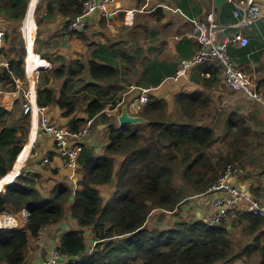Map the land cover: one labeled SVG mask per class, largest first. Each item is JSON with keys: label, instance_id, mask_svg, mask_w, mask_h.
Here are the masks:
<instances>
[{"label": "trees", "instance_id": "obj_1", "mask_svg": "<svg viewBox=\"0 0 264 264\" xmlns=\"http://www.w3.org/2000/svg\"><path fill=\"white\" fill-rule=\"evenodd\" d=\"M85 1L46 0L44 5L40 3L37 12L45 9L46 17L59 14L66 20L60 31L70 36L79 35L87 46L93 43L90 34L87 33L88 22L85 28L71 32L66 30L68 23L83 12ZM116 1L113 0L109 4L113 14L108 16L98 13L101 20L105 21L118 14ZM28 2L29 0H6L0 10L9 19L20 22L25 16ZM174 3V7H170V4L164 2V7L152 12L153 20H149L146 24L139 21L137 27L145 26L149 29L161 26L162 21L168 18L166 17L168 14H173L175 8L181 9L190 19L207 23L209 10L199 18L204 8L200 2L176 0ZM220 9L219 18L222 23L236 22L231 4L225 3ZM44 21L43 17L38 18L40 28ZM263 21L254 24V31L251 34L247 31L251 28L245 29L247 31H244L245 34L251 39L249 46L240 48L235 43L229 45V54L239 67L249 61L247 55L255 50V45L264 46L262 39L256 40V43L253 41L254 34L257 36L261 31L264 32ZM185 22L190 24L193 31H185L177 37L176 49L180 57L191 60L201 46L199 41L201 30L195 22L190 23L187 20ZM225 30L228 35L233 36L240 28L228 27ZM16 33L17 29H14L11 35L15 34L13 51L16 52L17 49L16 57L19 58L6 57L10 61V66L4 68L9 71L2 72L3 79L11 73V70L13 71L14 65L17 67L23 63L24 50L20 52L19 48L15 47L18 46L15 41H18ZM194 33L196 40L192 36ZM51 39L52 37L46 43L52 44ZM217 39L219 40L218 35ZM36 42L39 44L40 37L37 36ZM107 45L113 48V56L118 58L119 63L121 59L132 60L129 57L131 52L126 46L127 42H110ZM36 50L39 51L37 46ZM136 50L137 48L133 52ZM44 56L50 59L48 54L45 53ZM110 58V62H101L93 56L86 60L85 57L65 59L67 62H62L61 65L53 68V73L58 78L68 76L72 79L79 76L77 79L80 82H87L86 89L85 87L77 89V92L83 94L82 97H71L63 93L57 98L55 89L39 86V105L57 103L60 107L66 108L64 116H71L77 110V100L81 98L87 103L86 111L88 117L94 119L93 123L97 124L99 121L108 123V143L104 154L91 156L82 164L79 162L82 174L78 183L83 185L82 190L73 191L69 186L59 184L49 194H44L37 188L38 173L29 177L20 174L17 176L18 181L17 179L14 181V177L19 172H15L14 169L20 170L30 154L28 147H24L16 166L9 170L24 142L18 131L25 129L26 126L19 127L16 122L8 124V117L12 111L0 106V125L3 127L0 132V149L6 150L8 154L0 156V178L10 176L12 177L10 180L14 181L6 187V183L0 185V191L5 187V191L0 192V212L19 211L23 208H28L30 211L24 227L0 229V264L2 262L22 264L29 235L37 236L44 225L59 223L65 216L66 206L72 200L69 210L73 218L77 220L80 228H93L97 244L93 253L77 263L69 264H248L240 262L241 258L246 257L251 260L257 255L259 261L256 264H264V218H259V215L249 212L242 214L244 218H249L250 225L245 226L248 229H241L251 238L239 252L235 251L232 245L234 240L227 234L229 228L225 221L223 225L210 226L203 219L184 218L166 228L147 227L148 215L152 210L160 208L163 212H174L187 201L186 198L207 193L219 175L233 161L223 156L216 157V154L212 153L211 148L216 143L215 129L208 125L199 126L196 122L198 113L208 110L210 106L207 105L208 99L181 90L174 96L177 114L172 116L173 112L168 110L169 102L166 97L156 93L154 87L159 86L167 75L176 74L180 66L175 60L148 58L142 64V80L136 84L141 87H153L148 94V103L139 111V115L148 120L146 123L118 125L116 117L113 121L105 110L107 104L114 109L118 99L114 102L108 100L109 104L106 98L114 92L117 94L121 86L116 82L119 72L117 64L115 65L112 57ZM134 62L136 63V60ZM193 68L196 76H204L202 82L206 86L220 79V71L215 63L202 62ZM241 70L245 76H248L244 69ZM86 71L89 80L82 77ZM257 87L264 91V76L259 78ZM26 119L27 116L22 117L23 122ZM86 120L77 118L71 122V128L78 129L85 126ZM50 140L60 152L59 145L52 138ZM63 159L68 161L69 157L64 155ZM79 161H81L80 156ZM180 172L183 182L177 177ZM113 182L116 188L112 196L105 199L99 186L110 185ZM187 187L192 188L193 195H189ZM60 246L66 256L78 257L87 246L84 231L73 230L65 233Z\"/></svg>", "mask_w": 264, "mask_h": 264}, {"label": "crops", "instance_id": "obj_2", "mask_svg": "<svg viewBox=\"0 0 264 264\" xmlns=\"http://www.w3.org/2000/svg\"><path fill=\"white\" fill-rule=\"evenodd\" d=\"M171 1H176V0H156L155 3H151V5L146 9V11H143L141 7V3H143L144 0H117L115 6L118 7L119 12L110 19L103 21L101 20V18H99L100 17L99 14L91 15L88 20V30H87V33L90 34V40L93 41V43L90 44V46L92 45L91 48L88 47L89 45L86 46L84 44V41H82L83 39L81 37L80 39L78 36L73 37L75 35H71V36L64 35L65 33L60 31V29L62 26L65 25L66 20H64V18L57 13L52 15L51 18L44 21L41 28H39V31L41 30L40 33L38 32L39 33L38 37H40V42L38 44L39 52L41 54H45V53L48 54L50 56V61L52 62L49 61L50 65H47L49 68H44L46 66L39 68L40 71L37 74L38 76L37 87L38 88L39 86L53 87L55 80L62 78V80H57L58 83L59 81H63L64 83L61 85L59 84V87H57L59 93L57 91L56 97L60 98L63 93L68 95L69 94L67 87L68 83L72 81L74 78L70 79L68 76L58 78L53 73L54 67L61 65L62 62H67L65 59L70 60L74 58L85 57L86 60L93 56V57H97L101 62H110L111 59L110 57H112L113 63L115 65L116 64L118 65L119 60L117 57L114 58L113 56L114 52L112 51L113 48L107 45V43L110 42H127L126 46L129 48L131 52V56L129 57L132 58V60L129 59L130 61H124L123 59H121V64H120L126 69L124 74L122 75L126 76L129 79V80L124 79V81L130 83L125 87L130 85L138 86L136 82L142 80V73H143L142 64L145 63V61L148 58H153L157 60H169V61L175 60L176 62H178L179 65L180 64L179 62L184 58L180 57L177 52L176 49L177 37L182 35L185 31L188 30L193 31V28L190 26V24H187L185 22L186 20L183 18L182 15L173 12V14L171 15L168 14V16H166L168 18L162 21V24H160L161 26H154L152 32L154 37L153 39H150L151 42H149V39L146 38V36H148V33L152 28L146 29L145 26L137 27V23L139 21L142 24H146L148 23L149 20L153 19L152 17H148V13H152L153 12L152 10L158 7L157 2L169 3ZM208 2L209 0H203L202 3L200 1L201 4H204V8L203 11L200 13L199 18H202L205 12L208 10L207 8ZM5 3L6 0H0V9ZM128 9L134 10L133 24L130 23L128 24L126 22ZM179 10L180 13L183 12L181 9ZM220 11L221 9H219V14ZM35 13H36V7L33 13V18L36 23ZM129 18H130V22H132L131 20L132 16L130 17V14H129ZM186 18H188V16H186ZM20 24L21 22L14 21L6 17L0 10V31L3 33V40L2 43L0 44V49H4V50L11 49L12 53L11 56L9 57L15 56L17 53V49L16 52L13 51L15 36L11 35V33L14 29H17L18 31L16 34L17 36H19L20 35L19 30L21 27ZM252 29H250V34L252 31H254V28ZM256 31L258 32L257 28ZM260 31L261 29H259V32ZM58 32L59 34H57ZM8 34H10V36H8ZM98 35H103L106 39V42L105 41L100 42V40L97 38ZM254 35H255V39L253 40L254 43H256V40H261V37L264 38L263 31L260 32L259 34L260 37L258 34L257 36L256 34ZM192 36L196 40V33H194V35ZM51 37H52L51 42L53 41V43L47 44L46 41ZM64 38H66V40L69 39L70 43L67 42V45H64V43H59V42H63ZM34 41H35V37H34ZM137 42H139L138 47H137ZM41 43H44V45L39 47ZM27 46L29 53L28 42H27ZM46 46L50 47L49 48L50 51L47 50L45 51ZM79 46L81 47L79 48ZM103 46H105L104 49H102ZM136 48L137 50L133 52V50H135ZM32 49L34 50V44ZM142 49H145V51L143 52ZM65 51H69V52H65ZM255 54H258V56ZM38 55L40 54L38 53ZM150 55H152V57H150ZM247 57L249 58V61L243 63L242 64L243 67L246 68L249 74L256 67H258L262 73L261 77H263L264 47L261 44L255 45V50L253 49V51L250 54H248ZM59 60L61 61V63H58L60 62ZM134 60H136V63L134 62ZM14 67H15L14 68L15 72L13 74V71L11 70L10 73L11 76L9 75L10 79L0 78V81H2L3 84L7 83L8 80H10L12 84H14V90L7 91L6 92L7 94H5V97L9 103H3V105L7 109H12V107L15 105L16 100H19V92L16 89L17 87H20L21 84L16 81L18 77H23L21 76V74H23V69L20 68L21 65H18L17 67L14 65ZM131 69H133V72L134 71L138 72L136 73L137 75L136 78H129L131 74L130 73ZM86 73L88 72L86 71ZM194 74H195V79H194ZM168 76L170 78H168ZM171 76L172 75H167L163 79L162 83L159 86L155 87L156 93L165 96L169 102V106H173L174 108L176 106L174 96L181 90L187 91L189 93H196L201 98L209 100V102L207 101V105H210L207 108L208 110L206 112L203 111L199 112L197 115L198 117L196 119V122L199 126L208 125L211 128L215 129L216 143L214 144V147L211 148L212 153H215L216 157L223 156L225 158L232 159L233 167L235 170H234V174L231 176V182L239 186L240 189L250 194L251 196L257 197L260 203L264 204V108H262L260 105L247 98L244 99L240 98L238 94L235 93L232 90V88L225 83L224 77L221 75V73H220V79L212 83L209 82L210 84H208V86H206L202 82L204 80V76H199V75L196 76V73H194V68L190 73H188L186 77L177 79L178 82H175V80ZM207 77L209 79L210 76L208 75ZM250 79L251 81L256 83L255 82L256 79L255 80L252 78ZM72 84L73 83H70V86ZM224 88H226L228 92H224L223 91ZM122 89L124 90L125 88L123 87ZM221 90L223 92H221ZM32 93H33L32 95L33 98H36V92L33 90ZM134 95H135L134 100L138 102L137 95L139 94L137 93V91L129 93L128 88H126L122 98L130 99ZM118 96H121L120 91L118 92ZM36 104H37V99H36ZM127 104L130 106V103L125 100L123 106ZM107 107L108 108H106L105 112L107 113L108 116H112L111 113H109V110H112L110 108L111 105H107ZM86 108H87V103H84V105H82V108L77 107V110L73 115L64 116L63 113L66 110L65 107H60L57 103H52L47 106V111L50 113L54 121L57 122L58 124L69 125L70 121L73 118L87 119L84 122L87 124L88 122L91 121L89 135L86 137L83 147L80 150L81 161L79 162L81 164L91 156L103 155L106 145L108 143L107 140L108 123L106 124L105 122H100V121L97 124H95V122L93 123L94 119L88 117L87 114L88 112L86 111ZM121 109L122 108H120L119 111ZM170 112L176 113L177 111H170ZM129 114L132 115L131 113ZM118 115L119 113L116 114V112H114V116H116V120L118 118ZM117 122L118 125H121L119 123V120ZM32 127H33V122H32ZM44 138L46 140L38 138L32 144L31 153L29 154L28 160L24 163L23 169L26 168L25 170L27 171H33L35 173H38L39 175L40 174L42 175V176L40 175L42 179L39 177V181H37V188L41 190V192L44 194H49L52 191V189L59 184H65L73 189L74 183L71 178V171H70L71 169L70 170L68 169L70 168L68 165V161L63 159V156L60 154V152L55 147L53 141L50 140V138L47 137ZM45 157L48 160V163L46 164L43 163ZM41 162L42 165L40 164ZM81 164H80V169L77 173L78 175L77 181H79V178L81 177L82 174ZM17 175L14 177V181ZM67 176H69V178H67ZM14 181L8 183L10 184L13 183ZM8 183L5 184V187L6 185H8ZM5 187L1 190V192L5 191ZM76 188L77 190H82L83 185L79 182ZM99 189H101L100 191L102 192V195L103 196L105 195L107 199L111 197L113 194L112 193L111 195H108L109 193L106 194L105 192H103L104 186H99ZM215 196H216L215 192L208 193L205 195L201 194L198 196L200 197L199 199L187 201L182 206L180 213L178 214L177 212L175 213V211L177 210L176 209L174 211V214L177 216L179 215L181 216L182 214L181 216L182 218H188L190 220L203 219L206 221L214 211L213 208L211 207V201L213 198H215ZM72 202L73 200L70 201L69 206L72 204ZM234 210L233 213L235 215L237 212L241 211L239 216H235L236 218L239 219L237 225L241 226V228L243 229H248L245 226L250 225V220L249 218H244L242 216V213H248V211L245 209V207L244 208L237 207V209L235 208ZM259 216H260L259 218H264L263 215H259ZM225 224L228 227L230 225L227 222ZM243 229L242 232L244 233ZM73 230H83L86 238L87 237L90 238L91 236L94 237L92 233L93 230H91L90 227L80 228L77 220L73 218L68 208L66 210L64 218H62L59 223L51 224L48 229L47 228L41 229L40 234L37 236L29 235V240L25 248V254L27 257L25 264H39L40 262H44L46 259L51 257L56 245L61 244L62 236L65 233ZM258 233L259 232L257 231L256 234ZM86 242L88 243L89 240H86ZM94 242L96 241L94 240Z\"/></svg>", "mask_w": 264, "mask_h": 264}, {"label": "rangeland", "instance_id": "obj_3", "mask_svg": "<svg viewBox=\"0 0 264 264\" xmlns=\"http://www.w3.org/2000/svg\"><path fill=\"white\" fill-rule=\"evenodd\" d=\"M155 1L156 0H144V2L143 3H141V7H142V9H143V11H146V9L151 5V3H155ZM193 1H195V2H200L201 1V3H202V1L203 0H193ZM241 0H226V1H224V2H222L220 5H219V7H217V5H216V0H209V2H208V10L211 12L212 10H213V8H214V12H215V14H214V19H215V17H216V20H217V22L220 24L219 25V28H218V31H217V35L219 36V41L224 37V36H226V35H228L227 33L228 32H226V30L224 29V27H226V26H228V27H234V28H240V30H239V32H243L244 34H245V32L244 31H246L245 29H247V28H253V26H254V24L256 23H253V24H251V25H249V26H245V27H235V26H229V25H231V24H234V23H237V21H238V19L235 17V14H234V9H235V2H240ZM31 2H32V0H29V2H28V5H27V9H26V13H25V16H24V18L22 19V21H20L21 22V24H20V30H19V33H20V35L19 36H17L18 38V41L17 40H15L16 41V43H18V48H19V50H20V52L21 51H23L24 50V57H23V59H22V64H21V67L20 68H22L23 69V74H21V76H23V77H18L17 78V81L16 82H18V83H20L21 85H20V87H17V91L19 92V100H16V102H15V105L12 107V109H9V110H11L12 112H11V115L8 117V124H12V123H14V122H16V123H18V125H19V127H23V126H26V128L25 129H20L19 131H18V134L19 135H21L22 136V139L24 140V142L22 143V149H21V151L18 153V155L16 156V158H15V160H13L12 161V164H11V168L9 169V170H11L12 168H14L16 165V162H18V160H19V158H20V155H21V152L23 151V149H24V147H30V149H29V153H31V149H32V144L35 142V140H37L38 138L39 139H45L44 138V136H46V135H44V134H42V133H40V127H39V119H38V117H42L43 115H47V116H49L50 117V119L52 120L53 118L51 117V115H50V113L47 111V106H41V105H39V103H38V91H39V88L37 87V80H38V76H37V74H38V72L40 71V69L38 68V70H37V73L35 74V76L34 77H31L30 75H28V72H27V60H26V58H27V53H28V46H27V40H26V36H25V28H24V26H25V22H26V20H27V17H26V15H27V12H28V8H29V5L31 4ZM171 2H173V4L175 5V1H171ZM40 3H43V5H44V3H46V0H38V2H37V5H36V13H35V20H36V24H37V30H36V34H35V41H34V50L36 51V53H39L42 57H44L46 60H47V62H48V64L47 65H50V62H52V61H50V59L48 58V57H46V56H44L43 54H41L39 51H37L36 50V46L38 47V42H36V40H37V36H38V31H39V28H40V25H39V23H38V18H40V17H43L45 20H47V19H49V18H51L52 17V15L50 16V17H46L45 15L47 14L46 12L44 13V11H45V9L44 10H41V11H38L37 12V7L40 5ZM225 3H229V4H231L232 6H233V16H234V18L236 19V22H234V23H229V24H224V23H222L221 21H220V18H219V9H220V7L223 5V4H225ZM157 4H158V7H156L155 9H153L152 11L154 12V11H156L157 10V8H159V7H164V2H157ZM168 4H170V7H174L173 6V4L172 3H168ZM245 4H247V0H246V2H245ZM4 5V4H3ZM203 6H204V4H202ZM248 5V4H247ZM31 6V5H30ZM30 10V9H29ZM174 10V13H179L180 15H182L183 16V18L184 19H186L188 22H190V23H193V22H195V20H193V19H190L189 17L188 18H186V16H185V14H184V12H181L180 13V10L178 9V8H175V9H173ZM151 11V12H152ZM2 13H4V12H2ZM83 13V12H82ZM81 13V14H82ZM80 14V15H81ZM129 14H130V17L132 16V18H131V20H132V22H130V18H129ZM93 15V14H92ZM151 15H152V13H148V17H151ZM28 16V15H27ZM79 16V15H78ZM133 18H134V10L133 9H128L127 10V20H126V22L129 24H133V22H134V20H133ZM151 20H153V19H151ZM150 20V21H151ZM262 20V19H261ZM261 20H259V21H257V22H260L261 23ZM253 30V29H252ZM18 31V30H17ZM247 31H249L250 32V29H247ZM246 31V32H247ZM152 32H153V28L149 31V33H148V36H146V38H148L149 39V42H151L150 41V39H153V34H152ZM162 33V32H161ZM15 35V34H14ZM64 35H66V34H64ZM245 35H247V34H245ZM76 36H78L79 37V35H77V34H75V36H73V37H76ZM248 36V35H247ZM5 38H6V36H5ZM80 38V37H79ZM97 38L100 40V42H103V41H105L106 42V39H105V37L103 36V35H98L97 36ZM81 39V38H80ZM261 39L262 40H264V38H262L261 37ZM2 40H3V33L0 31V44L2 43ZM249 43L246 45V46H240V48H243V47H247V46H249V44H250V42H251V39H250V37H249ZM82 41H84V39L82 40ZM218 41V42H219ZM42 42V41H41ZM67 42H69L70 43V41H69V39L68 40H66V38H64V40H63V42H59V43H64V45H67ZM37 43V44H36ZM23 45V49H22V45ZM97 44V43H96ZM96 44H94V45H96ZM44 45V43H41L40 45H39V47L40 46H43ZM66 47V46H65ZM81 46H79V48H80ZM89 48H91L92 47V45L90 46H88ZM99 47V46H98ZM264 47V46H263ZM50 47H48V46H46L45 47V51L47 50V51H50V49H49ZM142 51L144 52L145 51V49H142ZM65 52H69V51H65ZM11 53H12V51H11V49L10 50H4V49H0V55H2L5 59H6V57H9V56H11ZM71 53V52H70ZM148 54V53H147ZM12 57H16V55L15 56H12ZM17 59L19 58V57H16ZM14 59V58H13ZM7 60V59H6ZM50 61V62H49ZM60 61V60H59ZM57 62V61H56ZM58 63H61V61L60 62H58ZM180 63V62H179ZM121 63H118V65H117V67H118V70H119V72H118V76L116 77V82H117V84L119 85V86H121V88L119 89V91H120V93H121V96H118V93L116 94V92H114L112 95H110V96H108L106 99V101H107V103H109V101H112V102H114V100H116V99H118V103H117V106L114 108V109H112V110H109V113H111V117L113 118V121H114V119H115V117L116 116H114V112H116V114L117 113H119V115L122 113V111H123V109H127V111L129 112V113H131L132 115H137V116H140L139 115V111H141L143 108H144V106L148 103V98L146 99V100H143V101H135L134 100V96H132L130 99H123L122 98V96H123V93H124V91L126 90V88H128V92L129 93H132V92H134L135 91V86L134 85H130V86H127V87H125L126 85H128V84H130L129 82H127V81H124V79L125 80H127L128 78L126 77V76H124V75H122V74H124V72H125V68L123 67V66H121L120 65ZM47 65H45L46 67H44V68H49ZM179 66H180V64H179ZM7 67H9V65H2V66H0V78H2L1 77V75H2V72L3 71H5V70H7V69H4V68H7ZM241 67V69H244L245 71H246V73H248V76H246L247 78H248V82L250 83H254L253 81H251V79L250 78H252V79H256L255 80V82L257 83V81H258V79L261 77V71H260V69L258 68V67H256L253 71H251V73L249 74V72L246 70V68H244L243 67V65H241L240 66ZM14 68L15 67H13V74H14ZM179 68V67H178ZM239 68V67H238ZM139 70V69H138ZM178 70V69H177ZM7 71H9V70H7ZM131 72V74H130V76H129V78H136V73H138V72H133V69H131L130 70ZM10 76H11V74H9ZM9 75H6V78L5 79H10L9 78ZM121 76H122V78H121ZM174 75H172L171 77H173ZM82 77H86V79L87 80H89V76H88V73H84L83 75H82ZM250 77V78H249ZM168 78H170V77H168ZM36 79V80H35ZM173 79L175 80V82H178V80H177V78L176 77H173ZM19 80H21V81H19ZM57 80H62V78L61 79H56L55 80V82H54V86L52 87L53 89H56V91H55V93H56V95H57V91H58V93H59V90L57 89V87H59V84L61 85V84H63L64 82L63 81H59V83L57 82ZM64 80V79H63ZM124 82H123V81ZM129 80V79H128ZM132 81V80H131ZM225 81V80H224ZM70 83H73L71 86H70ZM87 83V82H86ZM85 82H80V80H78L77 78H74L72 81H70L69 83H68V95H70L71 97H74V96H79V97H82V93H80V92H77V89L79 90L80 88L79 87H81V88H83V87H85V89H86V84ZM226 83V82H225ZM30 84H31V87H30ZM66 84V83H65ZM125 88L124 90L122 89V88ZM141 87V86H140ZM218 87V86H217ZM150 89H152L153 87H149ZM154 89H155V87H154ZM14 90V84H12V82L10 81V80H8L7 81V83H2V81H0V106L1 107H4L5 108V106L3 105V103H9L8 102V100L6 99V97H5V94H7L6 92L7 91H13ZM15 90V91H16ZM33 90L36 92V98H33ZM89 90V89H88ZM115 91V90H114ZM223 91L224 92H228V90L226 89V88H224L223 89ZM222 90H221V92H223ZM28 93V94H27ZM231 93H232V91H231ZM236 93V92H235ZM235 93H234V95H235ZM116 95V96H115ZM103 97H104V95H102ZM102 97V98H103ZM36 99H37V104H36ZM103 100H104V98H103ZM109 100V101H108ZM125 100L127 101V102H129L130 103V106L127 104V105H125V106H123V104H124V102H125ZM26 101H29L30 103H31V110L29 111V112H26L25 111V109H24V102H26ZM78 104H77V107L78 108H82V105H84V103H85V101H83L81 98H79L78 100ZM106 103V104H107ZM110 104V103H109ZM108 105V104H107ZM108 108V107H107ZM120 108H122L120 111H119V109ZM130 110H133V111H130ZM168 110H170V111H175V108L173 107V106H169L168 107ZM106 111V110H105ZM175 114H177V112L176 113H172L171 115L173 116V115H175ZM32 115H33V118H32ZM118 115V116H119ZM23 116H27V119H26V121L25 122H23L22 121V117ZM77 118H73L71 121H70V124L69 125H63V126H65V127H67V128H71V122L72 121H74V120H76ZM146 120V119H145ZM117 121H118V118H117ZM148 120H146L144 123H146ZM32 122H33V127H34V124H36V126H37V128H38V132L36 133V134H34L33 133V127H32ZM53 122L54 123H57V122H55L54 121V119H53ZM91 122V121H90ZM89 122V123H90ZM6 123H7V121H6ZM38 124V125H37ZM2 129H3V127L0 125V132L2 131ZM31 129H32V131H31ZM31 135V136H30ZM31 137V138H30ZM36 137V138H35ZM47 138H49L48 136H46ZM51 139V138H50ZM46 140V139H45ZM68 140H69V142H70V144L72 145L73 144V142L75 141V139L72 137V136H68ZM1 155H5V156H7L8 154H7V151L6 150H1L0 149V156ZM29 157V156H28ZM28 157L25 159V161L23 162V164H22V166H21V168H20V170L17 168V169H14V171L15 172H18L19 171V173H18V175L17 176H19L20 174H25V175H27L28 177H29V175L30 176H34L35 175V172H33V171H27V170H25L26 168H24L23 169V166H24V163L28 160ZM43 163H48V160L46 159V157L44 158V160H43ZM41 165H42V162L40 163ZM28 165H29V163H28ZM69 165V164H68ZM231 165V164H230ZM232 166H233V163H232ZM70 167V166H69ZM234 168V167H233ZM70 171H71V178H72V181H73V183L74 184H77V178H78V175H77V173H78V171H79V169H80V165L78 166V168H77V170H75V171H73L72 170V168L70 167V168H68ZM235 170V169H234ZM181 173L182 172H180L179 174H178V179H180V182H183V178H182V176H181ZM234 174V172L231 174V176ZM41 175V174H40ZM38 176V178L40 177L41 179H42V175L41 176ZM231 176H230V179H229V183L231 184V185H234V186H236V187H238V188H240L239 186H237L236 184H234V183H232L231 182ZM33 178H37V177H33ZM67 178H69V176H67ZM17 179V181H18V178L16 177L15 178V180ZM37 180V179H36ZM46 182H48V181H46ZM213 185V184H212ZM106 186H108V187H105L104 186V190H103V192H105L106 194L107 193H109L108 195H111L113 192H114V189L116 188V186H115V182H113V183H110V185H106ZM212 187V186H211ZM211 187L209 188V190L207 191V193H203V195H205V194H208V193H216V196H215V198L218 196V195H220V194H222V192L221 191H214V190H211ZM2 188V187H1ZM101 190V189H100ZM186 190H188L189 191V195H193L194 193H193V190H192V188H190V187H187L186 188ZM73 191H75V189L73 188ZM110 191V192H109ZM102 194V193H101ZM199 195H201V194H197V195H193V196H190V197H188V198H186V200L187 201H192V200H196V199H199L200 197H198ZM247 195L249 196V197H251L252 199H254V200H257V201H259L258 200V198L257 197H255V196H251L250 194H248L247 193ZM104 197H105V195H104ZM215 198H213L212 199V201H211V207L212 208H214V205H213V200L215 199ZM105 199H107L106 197H105ZM186 201V202H187ZM185 202V201H184ZM185 202V203H186ZM185 203H183L182 205H181V207H180V209H178V210H176L175 211V213L177 212V214L178 213H180V210H181V208H182V206L185 204ZM262 205V204H261ZM70 206H69V203H68V206H66V209H68ZM238 208H240V207H238ZM184 209V208H183ZM237 209V208H236ZM235 211V210H234ZM69 212L71 213V211L69 210ZM240 212L241 211H239V212H237L236 213V215L233 213V211H231L230 213H229V215L227 216V217H225V218H222V220H221V224L220 225H223V222L225 221V222H227V223H229L230 225H229V229H228V231H227V234L229 235V237L232 239V240H234V243L232 244L234 247H235V251L237 252H239V251H241V249L243 248V246L244 245H246L247 243H248V241L250 240V238H251V236H248L246 233H243L242 232V229H241V226H239V225H237L238 224V221H239V219L238 218H236L235 216H239L240 215ZM162 213H165L164 215L162 214ZM243 214V213H242ZM8 215H12V216H16V218H17V222L19 223V225L21 224L22 225V227H24L26 224L24 223L25 221H27L28 220V218L27 219H24L23 217H21V216H19V213H18V211H11V210H8V212L7 211H4V212H0V218H2V217H7ZM181 216H182V214H181ZM180 215L179 216H177V215H175L174 214V212H170V211H167V212H163L160 208L159 209H154V210H152L151 211V213L148 215V223H147V227H149V228H154L155 226H160L161 228H166V227H169V226H171V225H173L176 221H181V220H183L184 218H182ZM51 224H49V225H44L43 226V228L42 229H48L49 228V226H50ZM90 229L91 230H93V228L92 227H90ZM92 233H93V235H94V231H92ZM84 237H85V235H84ZM85 240H89V242L87 243V245H91V244H95V242H94V240H95V238L94 237H85ZM96 245V244H95ZM54 250H55V248H54ZM54 250H53V253H54ZM52 253V254H53ZM52 256V255H51ZM26 254L24 255V262L22 263V264H25L26 263ZM50 259H51V257H49L48 259H46L45 261L46 262H40L39 264H47V262H49L50 261ZM259 261V255H257V256H253V259H251L250 260V258H246V257H242L241 258V260H240V262H242V263H248V264H256L257 262ZM1 264H8V263H6V262H2Z\"/></svg>", "mask_w": 264, "mask_h": 264}, {"label": "built area", "instance_id": "obj_4", "mask_svg": "<svg viewBox=\"0 0 264 264\" xmlns=\"http://www.w3.org/2000/svg\"><path fill=\"white\" fill-rule=\"evenodd\" d=\"M112 1L113 0H86L84 2L83 13L68 23L66 30L71 32L75 29L85 28L92 14L102 13L110 16L113 14L109 5ZM245 2L246 0L235 2L234 14L238 21L229 26L245 27L255 22L258 23L257 21L264 19V0H247L248 5L245 4ZM214 14L213 8L211 12H208L207 23H200L194 19L195 24L201 30L199 37L201 46L193 59H182L180 61V67L173 77L177 79L186 77L195 65L210 61L217 65L226 84L231 87L240 98H247L264 108V91L258 89L257 83L248 82V78L244 75L241 68L236 64L228 51V47L231 43H235L237 46H246L250 41L249 36L245 35L243 32H238L233 36L226 35L219 41L217 39V31L220 24L217 22L216 17L214 19ZM227 28L228 26L224 27V29ZM6 59L0 55V66H10V61ZM135 91L139 94L137 95V100L143 101L147 99L150 88L135 86ZM31 107L29 101L24 102V109L26 112H29ZM90 123L88 122V124L78 129H69L61 124L54 123L53 119L51 120L47 115L39 117L40 133L52 138L59 145L61 155H67L69 157L68 164L73 171L77 170L79 166L80 150L83 147L86 137L89 135ZM68 136H72L75 139L72 145L68 140ZM233 172V166L229 165L226 170L219 175L216 182L211 187V190L221 191L222 194L218 195L212 202L214 211L207 219V223L210 226L220 225L222 223V218L227 217L229 213L237 207H245L249 212L264 216L263 203L252 199L245 191L229 183L230 176ZM18 225L19 223L17 222L16 216L8 215L7 217L0 218V228H10ZM77 260H79V258L73 259L72 262ZM68 262L69 260L66 258L61 247L57 245L47 264H68Z\"/></svg>", "mask_w": 264, "mask_h": 264}, {"label": "bare ground", "instance_id": "obj_5", "mask_svg": "<svg viewBox=\"0 0 264 264\" xmlns=\"http://www.w3.org/2000/svg\"><path fill=\"white\" fill-rule=\"evenodd\" d=\"M37 2H38V0H33V2L31 3L28 19H27V22L25 23V26H24L25 36L27 38V42L29 45V53H28V56L26 58V60H27V72H28V75H30L31 77L35 76V73L37 72L38 68L43 67V66L48 64V62L45 58L38 55V53H36L32 49L33 44H34L35 32L37 29L36 23H35L34 18H33V13H34ZM33 132H34V134H36L38 132V128H37L36 124H34ZM27 149L29 150L30 147H28ZM11 178L12 177H10V176L2 178L0 180V185L3 183H7V182L11 181L10 180Z\"/></svg>", "mask_w": 264, "mask_h": 264}, {"label": "clouds", "instance_id": "obj_6", "mask_svg": "<svg viewBox=\"0 0 264 264\" xmlns=\"http://www.w3.org/2000/svg\"><path fill=\"white\" fill-rule=\"evenodd\" d=\"M264 20V19H263ZM262 21V20H261ZM80 165V164H79ZM9 184V183H8ZM77 184H78V182H77ZM77 184H74V186H73V188L75 189V186L77 187ZM75 190H77V188L75 189ZM1 192V191H0ZM249 212V211H248ZM19 216H21V217H23L24 219H29V216H30V211H29V209L28 208H26V209H21L19 212ZM249 213H251V214H254V213H252V212H249ZM256 215V214H255ZM28 221V220H27ZM27 221H25L24 223L26 224L27 223ZM207 221V220H206ZM14 227H22V225L20 224V225H18V226H13V227H10V228H14ZM2 228H4V227H1L0 229H2ZM10 228H5V229H10ZM86 241V240H85ZM95 244H97V240L95 239ZM87 244V243H86ZM95 244H91L90 246H89V248H88V245L86 246V249H85V251L83 252V253H81L80 255H78V257H68V256H66V258L69 260V262H68V264L69 263H77V261H79V260H81L82 258H84L85 256H88L89 254H91V253H93L95 250H96V245ZM57 246V245H56ZM58 246H60V245H58ZM61 247V246H60ZM77 258H79V260H77V261H75V262H72V260L73 259H77Z\"/></svg>", "mask_w": 264, "mask_h": 264}, {"label": "water", "instance_id": "obj_7", "mask_svg": "<svg viewBox=\"0 0 264 264\" xmlns=\"http://www.w3.org/2000/svg\"><path fill=\"white\" fill-rule=\"evenodd\" d=\"M224 1H226V0H216L217 7H219V5ZM30 5L28 8L27 15L29 14ZM27 15H26V17H27ZM145 119L146 118L143 116L130 115L126 108L123 109L122 113L118 116V120H119V123L121 125L126 124V123H134V124L144 123L147 120V119L146 120Z\"/></svg>", "mask_w": 264, "mask_h": 264}]
</instances>
